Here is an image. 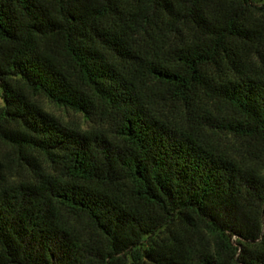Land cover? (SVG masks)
<instances>
[{"label": "trees", "instance_id": "obj_1", "mask_svg": "<svg viewBox=\"0 0 264 264\" xmlns=\"http://www.w3.org/2000/svg\"><path fill=\"white\" fill-rule=\"evenodd\" d=\"M0 99V264H264L263 4L0 0Z\"/></svg>", "mask_w": 264, "mask_h": 264}, {"label": "rangeland", "instance_id": "obj_2", "mask_svg": "<svg viewBox=\"0 0 264 264\" xmlns=\"http://www.w3.org/2000/svg\"><path fill=\"white\" fill-rule=\"evenodd\" d=\"M257 3L264 5V0H255ZM0 99V104H1ZM45 108L52 112L54 115L59 117L62 121L71 124V125H80L84 128L88 127L91 123L90 121L86 120L80 113H74L72 111H66L62 108L56 107L48 102H44ZM8 149L0 143V153L7 151Z\"/></svg>", "mask_w": 264, "mask_h": 264}]
</instances>
